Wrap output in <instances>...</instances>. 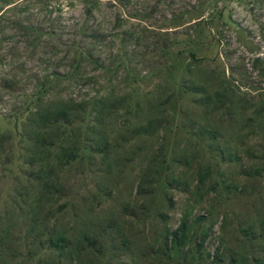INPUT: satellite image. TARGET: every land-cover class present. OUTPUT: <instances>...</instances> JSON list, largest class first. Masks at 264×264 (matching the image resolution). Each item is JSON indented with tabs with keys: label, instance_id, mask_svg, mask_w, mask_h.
I'll return each instance as SVG.
<instances>
[{
	"label": "rangeland",
	"instance_id": "obj_1",
	"mask_svg": "<svg viewBox=\"0 0 264 264\" xmlns=\"http://www.w3.org/2000/svg\"><path fill=\"white\" fill-rule=\"evenodd\" d=\"M76 52L77 79L56 81ZM110 91L167 102L152 134L122 103L94 138L109 161L47 168L58 204L23 211L30 110ZM75 216L105 229L103 264H264V0H0V264H55L44 229Z\"/></svg>",
	"mask_w": 264,
	"mask_h": 264
},
{
	"label": "trees",
	"instance_id": "obj_2",
	"mask_svg": "<svg viewBox=\"0 0 264 264\" xmlns=\"http://www.w3.org/2000/svg\"><path fill=\"white\" fill-rule=\"evenodd\" d=\"M82 55L76 52L72 57L70 71L64 75L54 74L53 78L56 81L77 79ZM103 68L106 72L110 71L109 68ZM48 83H50L49 79L44 85ZM201 92L206 99L203 105L207 107L210 97L204 88ZM145 97V99L138 98L135 102L132 95L120 96L110 91L87 100H48L39 104L34 110H30L24 129L30 130L27 140L30 146L28 164L36 171L32 178L35 190L31 198L25 200L23 211L36 212L42 210L47 204L50 207L58 204L62 183L58 176L46 178L47 168L62 170L85 159H95L99 155L103 157L104 164L107 160L109 161L112 153L108 152V147L111 145L110 140L104 138L103 141L101 138L99 140L94 138L97 137L103 120L117 113L122 103H125L124 109L130 114L138 115L139 111H142L145 116V121L140 122L136 128V135L152 134L157 122L155 116L164 113L167 102L160 101L154 93H149ZM86 123L89 124L87 130L93 140L82 142L79 136L81 125ZM101 173L104 177H109L111 167L104 169ZM35 216L31 220L34 225L39 226ZM75 217V224L78 227L80 225L78 229L69 230L59 225L58 218H55L52 224L49 223L47 229H44L46 247L43 249L49 253V257L55 264H103L111 257L112 251L110 244H103V242L106 243L105 229L102 230L97 225L81 226L79 221L83 218ZM188 228V221L184 219L178 230L172 233V241L177 243L171 244L173 252L179 253L185 245L179 243L187 237Z\"/></svg>",
	"mask_w": 264,
	"mask_h": 264
}]
</instances>
